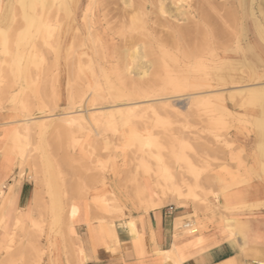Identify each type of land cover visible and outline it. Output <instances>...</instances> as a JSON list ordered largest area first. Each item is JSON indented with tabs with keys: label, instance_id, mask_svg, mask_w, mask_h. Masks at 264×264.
<instances>
[{
	"label": "rangeland",
	"instance_id": "374dc122",
	"mask_svg": "<svg viewBox=\"0 0 264 264\" xmlns=\"http://www.w3.org/2000/svg\"><path fill=\"white\" fill-rule=\"evenodd\" d=\"M20 10L17 0H0V22L14 14L21 19ZM81 15L65 18L50 34L22 23L0 37V115L12 116L8 147L20 176L26 173L37 189L33 230L23 235L18 224L0 264H20L17 246L25 241L33 248L48 221L57 226L66 211L75 217L78 198L106 215L117 212L114 179L142 205L143 184L154 188V182L141 158L152 169L185 172L200 198L188 202L205 206L245 183L225 184L235 176L227 155L237 147L233 135L248 125L259 134L264 177V100L257 96L264 89V0H99L91 37L81 31ZM17 49L30 54L15 58ZM127 109L136 114L121 121L116 112ZM247 109L258 111L252 123ZM29 254L36 259L35 250Z\"/></svg>",
	"mask_w": 264,
	"mask_h": 264
},
{
	"label": "crops",
	"instance_id": "0c3cea01",
	"mask_svg": "<svg viewBox=\"0 0 264 264\" xmlns=\"http://www.w3.org/2000/svg\"><path fill=\"white\" fill-rule=\"evenodd\" d=\"M261 59L264 62V50ZM257 114L256 109H247V122L252 123ZM10 117L0 115V188L6 185L4 194L0 192V262L18 224L24 235L33 230L37 217V189L26 173L20 176L19 161L8 147L14 130ZM233 138L237 147L227 155L235 176L225 184L245 180L244 184L224 189L218 197H210L207 205L195 208L191 202L166 203L153 186L144 183L142 203L147 204L146 209L145 204L129 197L121 180L114 179L111 187L118 201L117 212L106 215L89 199H76L80 211L75 217L66 211L57 226L48 221L39 232L44 237L33 248L25 241L17 246L22 252L20 264H264V177L259 134L247 125ZM186 221L195 224L196 234L181 230L180 223ZM31 250H35L36 259L30 258Z\"/></svg>",
	"mask_w": 264,
	"mask_h": 264
},
{
	"label": "bare ground",
	"instance_id": "6f19581e",
	"mask_svg": "<svg viewBox=\"0 0 264 264\" xmlns=\"http://www.w3.org/2000/svg\"><path fill=\"white\" fill-rule=\"evenodd\" d=\"M134 1V0H133ZM148 1V0H147ZM180 1V0H179ZM104 2V0H103ZM139 2V1H138ZM17 3L20 5V11H21V19L17 18V14H14L12 20L7 19V18H1V22H0V37L1 36H6L8 29L9 32L10 31H14V30H19L20 27L22 26V23L26 24L27 26H35L37 27V32L38 33H52L54 30V26L58 23H60L61 21H63L65 18L66 19H70L72 21H77V19L79 18V15H81V22L83 24V26L86 28L85 30H81L83 32H86L90 37L94 32V29L96 28V24H95V12H96V8H97V4L99 5V0H17ZM109 3V2H108ZM132 3V2H130ZM143 3V2H142ZM160 4V3H159ZM174 4V3H173ZM106 6V5H105ZM55 8V9H54ZM134 8V7H133ZM156 8V7H155ZM139 9V8H138ZM131 10V9H130ZM159 10V9H158ZM157 10V11H158ZM105 11V10H104ZM107 11V10H106ZM181 13V10H179ZM183 11V10H182ZM179 13V14H180ZM7 14V13H6ZM115 14V13H114ZM128 14V11H127ZM172 14V13H171ZM72 15V16H71ZM117 15V14H116ZM158 15V14H157ZM5 16V15H4ZM123 16V15H122ZM106 17V16H105ZM116 17V16H115ZM172 19V18H171ZM111 21V20H110ZM118 21V20H117ZM66 22V21H65ZM116 22V21H115ZM118 23V22H117ZM151 23V22H150ZM160 24V23H158ZM174 24V23H173ZM184 24V23H183ZM190 24V23H188ZM199 24V23H198ZM124 25V24H123ZM187 25V24H186ZM191 25V24H190ZM196 25V24H195ZM58 26V25H57ZM159 26V25H158ZM157 26V28H158ZM175 26V25H174ZM178 26V25H177ZM81 27V26H80ZM169 27V26H168ZM183 27V25H182ZM194 27V25H193ZM199 26H197L198 28ZM3 28L6 29V31L2 30ZM34 28V27H33ZM107 28V27H106ZM118 28V27H117ZM155 28V27H154ZM155 28V29H157ZM176 28V27H175ZM196 28V29H197ZM160 29V28H159ZM189 29V27H188ZM194 29V28H193ZM141 30V29H140ZM180 30V29H179ZM182 30V28H181ZM29 31V30H28ZM35 31V30H34ZM55 31V30H54ZM113 31V30H112ZM138 31V30H137ZM158 31V30H156ZM191 31V30H190ZM195 31V30H194ZM36 32V33H37ZM82 32V33H83ZM127 32V31H126ZM174 32V31H173ZM185 32V31H184ZM188 32V31H187ZM37 33V34H38ZM115 33V32H114ZM152 33V32H151ZM160 33V32H159ZM170 33V32H169ZM168 33V35H169ZM191 33V32H190ZM194 33V32H192ZM112 34V33H111ZM116 34V33H115ZM161 34V33H160ZM160 34H156L159 35ZM155 35V36H156ZM166 35V34H165ZM88 36V37H89ZM140 36V35H139ZM167 36V35H166ZM171 38V35H169ZM168 36V37H169ZM173 36V34H172ZM180 36V35H179ZM186 36V35H185ZM45 37V36H44ZM163 37V36H162ZM167 37V38H168ZM3 37H1L2 39ZM47 38V37H45ZM80 38V37H79ZM95 38H97L95 36ZM99 38V37H98ZM121 39V38H120ZM139 39V38H138ZM172 39V38H171ZM170 39V40H171ZM192 39V38H191ZM7 40V39H6ZM22 40V39H21ZM92 40V39H91ZM173 40V39H172ZM183 40V39H182ZM190 40V39H188ZM85 41V40H84ZM88 41V40H87ZM136 41V40H135ZM164 41V40H163ZM166 41V40H165ZM168 41V40H167ZM174 41V40H173ZM121 42V40H120ZM129 42V41H128ZM172 42V41H170ZM176 42V41H175ZM84 43V42H83ZM132 43V42H131ZM130 43V44H131ZM140 43V42H138ZM144 43V42H143ZM146 43V42H145ZM144 43V44H145ZM188 43V41H187ZM86 44V43H85ZM150 44V43H149ZM169 44V43H166ZM173 44V42H172ZM171 44V45H172ZM87 45V44H86ZM120 45V44H119ZM124 45V44H123ZM132 45V44H131ZM7 46V44H6ZM5 46V47H6ZM89 46V45H88ZM122 46V45H121ZM126 46V45H125ZM128 46V45H127ZM126 46V47H127ZM175 46V45H174ZM184 46V45H183ZM186 46V45H185ZM87 47V46H86ZM131 46H129L128 48H130ZM138 47V46H137ZM33 48V47H32ZM185 48V47H184ZM191 48V47H190ZM195 48V47H194ZM30 49V48H29ZM35 49V48H34ZM51 49V48H50ZM103 50V47L101 48ZM119 50V49H118ZM125 50V49H123ZM129 50V49H128ZM34 51V50H33ZM4 52V51H3ZM6 53H9V51H5ZM30 51L26 50V51H22L20 49H17L15 52L14 56L15 58H23V57H27ZM143 52V51H142ZM10 54V53H9ZM87 54V52H86ZM140 54V53H139ZM138 54V55H139ZM32 55V54H31ZM125 55V54H124ZM98 60V59H97ZM27 61V60H26ZM25 61V62H26ZM90 61V60H88ZM20 62V61H19ZM24 62V61H23ZM81 62V60H80ZM103 62V61H102ZM94 63V62H93ZM79 64V63H78ZM90 64V63H89ZM123 64V63H122ZM130 64V63H129ZM135 64V63H134ZM139 64V63H138ZM20 65V63H19ZM18 65V66H19ZM94 65V64H93ZM121 65V64H120ZM160 65V64H159ZM77 66V65H76ZM158 66V65H157ZM98 67V66H97ZM102 67L105 69H109V66H107L106 64H103ZM121 67V66H120ZM77 68V67H76ZM99 68V67H98ZM101 68V67H100ZM123 68V67H122ZM139 69V68H137ZM95 70V69H94ZM103 70V69H102ZM135 70V69H134ZM141 70V69H140ZM155 70V69H154ZM157 70V68H156ZM92 71V70H91ZM150 71V70H149ZM79 72V71H78ZM138 72V71H137ZM136 72V73H137ZM91 73V72H90ZM121 73V72H120ZM140 73V72H139ZM146 73H144L145 75ZM161 74V73H160ZM156 75V74H155ZM155 75H152L155 76ZM127 77V76H126ZM146 77V76H145ZM144 77V79H145ZM151 77V78H152ZM123 78V77H122ZM207 78V77H204ZM104 79V78H103ZM140 79V78H139ZM159 79V78H158ZM110 80V79H109ZM131 80V79H130ZM160 80V79H159ZM86 81V80H85ZM137 81V80H135ZM134 81V82H135ZM155 82V81H154ZM132 83V82H131ZM129 84V83H128ZM145 84V83H144ZM86 85V84H85ZM141 85V84H140ZM146 85V84H145ZM151 85V84H150ZM156 85V84H155ZM134 86V85H133ZM132 86V87H133ZM144 86V85H143ZM153 86V85H152ZM204 87V86H203ZM123 88V87H122ZM244 88V87H243ZM104 89V87H103ZM248 89V88H247ZM246 89V90H247ZM127 90V89H126ZM168 90V89H167ZM153 91V90H152ZM248 91V90H247ZM246 91V92H247ZM253 92V91H252ZM142 93V92H141ZM248 93V92H247ZM250 93V92H249ZM248 93V94H249ZM254 93V92H253ZM260 95V100L263 102L264 100V89L260 92L257 93ZM178 95V94H177ZM237 95V94H236ZM246 95V94H244ZM243 95V96H244ZM251 95V93H250ZM176 96V95H175ZM181 96V95H180ZM184 96V95H183ZM210 96V94H209ZM242 96V95H241ZM249 96V95H248ZM109 97V96H108ZM247 97V96H246ZM120 98V97H119ZM174 98V96H173ZM190 98V97H189ZM212 98V97H211ZM237 98V97H236ZM245 98V96H244ZM149 99V98H148ZM208 99V98H207ZM160 100V99H159ZM168 100V99H167ZM195 100V99H194ZM198 100V98H197ZM211 100V99H210ZM246 100V99H245ZM161 101V100H160ZM193 102V101H192ZM201 102V101H200ZM211 102V101H210ZM209 102V103H210ZM236 102V101H235ZM195 103V102H194ZM193 103V104H194ZM202 103V102H201ZM204 103V102H203ZM207 103V102H205ZM215 103H213L212 105H214ZM220 104V103H219ZM159 105V104H158ZM196 105V104H195ZM194 105V107H195ZM218 104L216 103L215 106H217ZM238 105V104H237ZM246 105V104H244ZM243 105V106H244ZM160 106V105H159ZM158 106V107H159ZM193 106V105H192ZM127 108V106L125 107ZM130 108V107H129ZM145 108V107H144ZM119 109V108H118ZM137 109V108H135ZM135 109H127V110H123V111H118L116 112L117 115L120 116V119L122 121V119L126 118H132L134 116V114H136V110ZM142 109V108H141ZM192 109V108H191ZM240 109V108H239ZM147 110V109H146ZM225 111V110H224ZM227 112H229V110H226ZM226 111L224 114H226ZM171 112V111H170ZM194 113V112H193ZM231 113V112H230ZM230 115V114H229ZM228 115V116H229ZM115 114H112L110 117L111 119L117 120L118 118L115 117ZM68 117V116H67ZM224 117V116H223ZM119 119V122H120ZM66 120V119H65ZM68 120V119H67ZM130 120V119H129ZM72 121V120H70ZM128 121V120H127ZM131 121V120H130ZM129 121V122H130ZM119 125V122L116 121ZM128 122V123H129ZM133 122V121H132ZM131 122V123H132ZM127 123V122H126ZM135 123V122H133ZM136 124V123H135ZM72 125V124H71ZM77 125V124H76ZM126 125V124H125ZM133 125V124H132ZM70 126V125H69ZM112 126V125H111ZM121 127V125H119ZM129 126V125H128ZM114 128V127H113ZM122 128V127H121ZM133 128V127H132ZM137 130V129H136ZM143 130V129H142ZM132 131V130H131ZM134 131V130H133ZM139 131V130H138ZM136 132V131H135ZM134 133V132H133ZM44 134V133H43ZM132 135V133H130ZM41 135V134H40ZM130 135V136H131ZM122 136V135H121ZM128 136V135H127ZM126 136V137H127ZM134 136H137V134H134ZM139 136V135H138ZM149 136V135H148ZM129 137V136H128ZM140 136V140H141ZM144 138V137H143ZM142 138V139H143ZM148 139V138H146ZM138 140V139H137ZM110 141V140H109ZM148 141V140H147ZM150 142V141H148ZM106 143V142H105ZM115 143V142H114ZM149 145H152L149 143ZM152 147V146H151ZM150 148V147H149ZM134 160V158H133ZM135 161V160H134ZM141 166L145 167V176H147L148 178H150L153 182H154V188L156 190L159 191V193L163 196V198L167 201H173V203L175 202L176 204L182 205L188 201H192L193 203H195V205L198 203V201L200 200L199 195L195 194L192 189H190L188 187V185L186 184V174L185 172H172L169 168L167 167H158L156 169H152L150 165H146L143 158H141ZM139 166V165H138ZM134 169V168H133ZM142 179V178H141ZM141 181V180H140ZM147 185V184H146ZM5 186V185H4ZM6 187V186H5ZM184 188H186V192H184ZM138 189V188H137ZM140 193L144 194L145 193V189L144 187L141 188ZM243 194V193H242ZM138 195V194H136ZM244 195V194H243ZM139 197V196H138ZM168 197H172L169 198ZM2 198V197H1ZM146 198V197H145ZM249 198V197H248ZM141 200V199H140ZM164 201V200H163ZM141 202V201H140ZM191 202V203H192ZM197 202V203H196ZM203 203V202H202ZM249 203V202H247ZM145 204V202L143 203ZM146 209H147V204H145ZM150 208V207H149ZM196 208V206H195ZM199 208V206H198ZM206 209V208H205ZM211 209V208H210ZM210 211V210H209ZM147 212V211H146ZM128 224V223H127ZM185 223L180 224V228L181 229H186L184 227ZM195 225V224H194ZM243 225V223H242ZM126 226V225H125ZM129 226L131 227V231L133 229V226L131 224V222L129 223ZM128 227V226H127ZM129 228V227H128ZM242 228V227H241ZM116 230V229H115ZM130 230V229H129ZM187 230V229H186ZM112 236H114V232L111 233ZM117 235V234H116ZM236 235V234H235ZM237 237V236H236ZM115 240V239H114ZM170 253V252H169ZM167 257V256H164ZM176 258V257H175ZM171 261V260H170Z\"/></svg>",
	"mask_w": 264,
	"mask_h": 264
},
{
	"label": "built area",
	"instance_id": "2783aa9c",
	"mask_svg": "<svg viewBox=\"0 0 264 264\" xmlns=\"http://www.w3.org/2000/svg\"><path fill=\"white\" fill-rule=\"evenodd\" d=\"M173 209H174L173 206L170 207L169 212L171 213L173 211ZM184 227L191 232L196 231V226L194 225V223L192 221H186Z\"/></svg>",
	"mask_w": 264,
	"mask_h": 264
}]
</instances>
